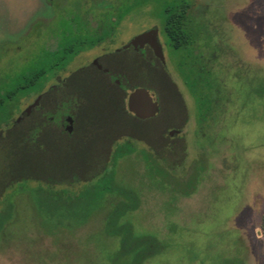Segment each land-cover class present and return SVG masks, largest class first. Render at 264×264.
Instances as JSON below:
<instances>
[{
  "label": "rangeland",
  "instance_id": "obj_1",
  "mask_svg": "<svg viewBox=\"0 0 264 264\" xmlns=\"http://www.w3.org/2000/svg\"><path fill=\"white\" fill-rule=\"evenodd\" d=\"M80 1L55 7L48 22L44 0H0L1 88L21 63L44 51L55 55L74 37L81 27L74 19ZM180 1L192 2L186 23L192 53L173 51L162 32L163 8ZM85 2L90 26L103 8L115 11L107 19L117 23L113 43L80 54L58 79L79 77L94 57L150 29L159 31L163 64L154 58L150 69L123 53L108 61L121 62V91L70 87L54 93L53 101L63 102L61 108L74 117L72 135L57 117L56 125L40 129L38 112L24 116L34 97L22 99L13 121L23 119L0 135V194L9 180L34 179H19L11 190H20L35 187L38 179L56 191L68 188L71 210L74 192L111 166L116 146L129 142L133 152L118 161L115 172L118 181L134 188L139 205L124 220L136 234L166 243L144 264H264V0ZM35 11L37 20L28 26ZM200 60L203 65L195 62ZM208 75L217 83L213 102L203 91ZM139 88L157 95L159 109L150 118L127 110L125 100ZM198 104L213 105L202 113ZM54 105L44 107L53 112ZM121 105L127 115L120 114ZM158 169L167 176L162 182L173 188L197 178L196 190L188 197L171 196L155 181L161 178ZM11 190L1 195L0 208ZM29 193L12 198L16 207L1 236L0 264H109L118 242L102 232L107 208L76 228L46 226L51 234L41 224L55 220L56 213L39 207Z\"/></svg>",
  "mask_w": 264,
  "mask_h": 264
},
{
  "label": "trees",
  "instance_id": "obj_2",
  "mask_svg": "<svg viewBox=\"0 0 264 264\" xmlns=\"http://www.w3.org/2000/svg\"><path fill=\"white\" fill-rule=\"evenodd\" d=\"M191 5L192 2L180 1L163 8L162 32L169 47L175 52L183 50L192 53L193 51L190 39L191 34L186 27L188 22L187 15ZM100 14L101 17H98L99 19L105 17L104 20H107L110 15L115 14V11L112 10L105 14ZM104 35L102 32H97L88 38H83L75 34L74 37L62 45L55 55L44 51L42 57L28 59L29 61L25 62V66L21 63L19 70L15 74H10L7 80L8 84L2 88L0 86V130L13 124V117L15 113L20 111V101L22 99L36 95L44 82L50 78V75L64 70L81 51L92 49L97 43L102 41ZM195 62L203 65L201 60ZM16 66L17 63L14 64V67ZM203 70L201 72H204ZM206 79L207 81L203 87L204 95L208 97L207 100L213 102L216 95H214L213 88L216 87L217 83H215L214 77L210 78L209 75ZM212 105L198 104V110L203 113L207 111L205 109L203 111V108L211 109ZM116 107L121 115H127L126 110L123 111L122 105ZM31 137L34 138V132ZM132 152L133 148L129 142H126L124 146H116L111 158V166L104 168L94 178L86 181L82 188L77 191V194L74 192L73 208L71 210L68 209V203L71 198H68L67 201L65 200L67 193L70 192L68 188L56 191L50 186V182L36 179L38 185L35 187L26 185V188L11 190L19 179L21 182H30L34 179L23 180L17 178L9 180L8 186L3 187L0 194L1 197L5 191L11 190V193L7 196L8 200L5 206L0 208V240L6 226L10 225L15 212L16 206L12 202V198L17 194L30 192L29 194L35 200L33 202L39 207L44 206L50 212L56 213V216L54 215L55 220L47 219L41 224L43 229L51 234L53 233L47 230L46 226L58 229L71 224L73 228H76L84 225L94 212L107 208L108 212L102 232L108 238L117 239L118 242L117 249L112 254H109V264H144L154 256L161 254L166 243L160 242L153 235L136 234L132 225L124 220L128 213L138 208L139 197L134 188L126 187L117 180L115 166L120 159ZM155 173H160L162 180L161 178H158V180H155L157 179L155 178L154 180L160 181V184L167 189L171 196L188 197L196 190L197 178L191 177L183 185L184 187L175 182L176 187L173 188L171 185L162 182L163 179L167 178L165 173L160 172L159 169ZM41 193L42 196L40 195ZM70 217L71 219H69ZM54 229L51 230L53 231Z\"/></svg>",
  "mask_w": 264,
  "mask_h": 264
},
{
  "label": "flooded vegetation",
  "instance_id": "obj_3",
  "mask_svg": "<svg viewBox=\"0 0 264 264\" xmlns=\"http://www.w3.org/2000/svg\"><path fill=\"white\" fill-rule=\"evenodd\" d=\"M44 1H46L45 11H47L48 13L50 12V15L44 18V20L48 21L50 19V16L52 15V12H54L55 10V7L57 6L60 7V5H63V4L66 5L70 0H44ZM77 7H78V12H76L77 17L76 18L74 17V19L76 20V23H78L79 26L81 25V27L79 30L75 32V34H78L83 38H88L94 33L96 34L97 32L104 33L105 35L103 36L102 41L97 43V45H95L93 48H95L96 46L102 43H108V44L113 43V40H114L113 37L115 35V29H116L117 23L114 21L110 22L108 20H104L105 17H102V19L98 18V17H101L100 13L105 14L106 12H108L106 8L105 9L103 8L102 10L99 11L98 16H97L98 19L96 20V25L90 26L87 19L84 20L85 15L88 14V11H89V6L86 4L85 0H81L80 3H78ZM30 17H32V20L29 23H27L28 26L31 23H34L35 20H37V19H34L36 18V11L33 13V15H30ZM42 19L43 18H41V20ZM42 22L43 23L41 24H44V21ZM151 30L153 29H150L149 31ZM156 30H157V40L160 44L159 31L158 29ZM132 39H129L122 46L115 47L112 50L105 49L106 51H103L101 55L94 57L90 61L89 68H87V66H83L79 70L80 72L82 71L80 74H78L79 77L76 76L74 79H71V80L67 78L58 79L59 74L64 72L68 66L64 70L58 73H55L53 75H50V78L44 82L40 91L36 95L31 96V97H34V100L31 104H34L36 102V105L30 109L28 114L24 113V116L25 115L30 116L33 112H38L37 124L40 129H42L44 125H47L48 128L52 126L53 124L56 125L58 120H60V125L61 127H63L64 130H66V128L68 127V124L66 121L67 118L71 117L72 130H73L75 120H74L72 113H70L69 110L61 108V104H63V102H61L60 106H58V104L56 103L57 101L55 100L53 101L52 96L54 93H57L58 91H61L63 89H64L63 91H65L66 89L70 87L71 89H75V91L77 90L78 92H81V91L87 92V90L95 89V88L96 89L100 88L101 90L108 88V89H112L113 92H116L115 89L121 91V89L123 88L122 87L123 82L120 79L121 77L120 75L121 73L119 72L120 69L117 68L118 66L120 67L121 62H118L112 65L108 61L110 59L112 60L114 57L118 55H124L123 53H125V55L130 54L131 58H133V63L139 61V63L145 65L146 67L150 69H152L153 67L154 58L159 60V62L163 64L162 62L163 60H161L156 55L155 51L148 43H145L143 45L134 46L131 44ZM92 49H89V50H92ZM89 50L81 51L77 56ZM162 51L163 49L161 45V55H162ZM90 68L93 71V73L95 72L93 75H90L91 73L89 74L90 71H88V69L90 70ZM95 78L98 81L95 80ZM53 80H58V81H56L55 83H51ZM157 101H158V98H157ZM44 104H56L54 105L55 110L53 112H50L46 106L44 107ZM125 104H127V99L125 100ZM20 114L22 115L23 112H20ZM56 117L58 118V120L55 121ZM21 119H23V117L16 118L14 122H19ZM6 127L7 126H5L4 128ZM4 128L0 130L1 136H2ZM39 128L37 129L39 130ZM67 134L72 135V132L67 133Z\"/></svg>",
  "mask_w": 264,
  "mask_h": 264
},
{
  "label": "water",
  "instance_id": "obj_4",
  "mask_svg": "<svg viewBox=\"0 0 264 264\" xmlns=\"http://www.w3.org/2000/svg\"><path fill=\"white\" fill-rule=\"evenodd\" d=\"M145 43H148L153 50L155 51L156 55L163 60V57L161 55V45L159 44L157 40V30L153 29L151 31L142 33L134 37L131 41V44L136 45H143ZM36 105V102L34 104H31L26 110L25 113H29L30 109ZM127 110L129 113L133 114L134 116L138 118H149L154 116L159 109V104L157 101V95L153 90L150 89H135L128 95L127 98ZM67 124L68 127L66 128V131L68 133L72 130V119L71 117L67 118ZM175 131H171L169 135H172Z\"/></svg>",
  "mask_w": 264,
  "mask_h": 264
}]
</instances>
